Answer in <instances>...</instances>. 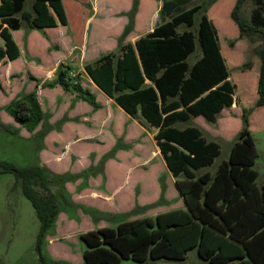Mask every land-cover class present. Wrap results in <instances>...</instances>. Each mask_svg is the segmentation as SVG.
Here are the masks:
<instances>
[{
    "label": "trees",
    "instance_id": "trees-1",
    "mask_svg": "<svg viewBox=\"0 0 264 264\" xmlns=\"http://www.w3.org/2000/svg\"><path fill=\"white\" fill-rule=\"evenodd\" d=\"M23 2L0 0V60L13 61L19 56L10 31L19 30L21 22L36 31L57 23L67 25L61 0H32L31 13L22 11ZM242 4L243 0H235L229 18L237 28V39L259 43L254 50L259 61L254 107H259L264 106V22L255 10L248 19L242 18ZM208 5L177 13L130 45L124 39L132 30L138 6V0H131L116 50L83 67L105 97L126 115L139 114L142 124L155 130V146L183 202L182 208L79 234L83 264H120L122 260L181 264L190 251L203 264H264V183L256 186L257 174L252 168L256 153L247 128L251 110H242L227 159L212 175L195 174L212 165L219 145L207 141L196 127L173 126L196 117L213 124L221 110L234 104L235 87L228 80L216 29L205 15ZM194 16L199 18L195 34L187 29L177 32L179 26L192 27ZM195 40L200 55L189 63ZM249 66L246 62L242 68ZM67 74L68 68L58 65L53 78L42 85L80 92L79 84L70 82ZM86 99L96 107L93 96L86 95ZM3 110L28 132L45 122L34 91L20 92ZM0 173L10 174L14 188L30 203L41 226L36 242L38 260L52 264L40 256L39 245L58 213L56 197L48 187L54 178H62L38 165L16 167L4 161H0Z\"/></svg>",
    "mask_w": 264,
    "mask_h": 264
},
{
    "label": "rangeland",
    "instance_id": "rangeland-1",
    "mask_svg": "<svg viewBox=\"0 0 264 264\" xmlns=\"http://www.w3.org/2000/svg\"><path fill=\"white\" fill-rule=\"evenodd\" d=\"M206 1V4H208L211 0ZM30 6L31 0H24L22 10L28 12L30 11ZM254 10L260 13L262 21L264 22V0H243L240 10L242 18L248 19L251 12ZM224 18L225 19L222 21L231 22L229 16L226 18L225 15ZM198 19V16H194V24L192 27L187 28L182 25L177 28V32L187 29L195 34ZM231 24L233 23L231 22ZM218 31L219 35L217 39L221 47V53H223L222 57L224 58L228 72V80L235 87L233 95L234 104L228 108L226 112L231 116L234 114V116L222 122L221 126L222 117L220 114L218 125H216V122L213 124L206 123L201 117H197L195 119H190L186 124H177V126L183 127L188 124L192 126L199 125L203 130L202 136L207 141H214L219 145V155L214 159L212 165L196 172V174H199L206 171L212 175L217 165L221 161L227 159L230 145L240 128L242 110H251L248 115L247 128L253 140L256 153V159L252 166L257 174L255 184L257 187H260L264 183V106L254 107V102L257 98L256 83L259 66V61L254 55V50H256L259 43L255 42L250 44L244 39L237 38L227 41L228 32L223 31L220 25L218 26ZM22 32L23 29H20L13 35L14 41L18 44L21 43L20 34H22ZM53 37L56 36L53 35ZM54 41H59V39L55 38ZM236 41H238V47L230 50L229 43L232 42L234 45ZM226 51L233 57L230 61L225 55ZM199 55L200 49L197 40H195L194 51L189 55L187 61L192 63ZM38 56L41 58L42 62L53 60V55L51 54H38ZM246 62L250 64L249 69L242 68V65ZM37 64L38 62L34 61V66L30 67L29 71L36 76H40L41 69L35 67ZM62 66L67 67L66 65ZM15 67L16 65H13L14 70L12 73H9L7 65L5 67L2 66V64L0 65V161L11 163L16 167H33L38 165L41 166V168L47 169L45 163L49 157L46 156V159H42L41 163L39 161L40 151L48 154L54 152L58 153L54 158L56 162L63 161L64 151L65 153L69 152L61 165L64 170L63 173L55 174L62 179L54 178L48 187L56 197L58 213L54 223L44 232L39 245V254L43 259L52 264H83L81 252L84 249V245L79 242L77 236L100 227L115 228L118 223L127 220L125 216H119L114 213L110 214L105 211V208L103 210L100 205V200H98V203H95L91 202L89 199L91 192L101 191L105 193L107 190L104 185L105 175L102 167L107 160L114 158L113 154L118 149L117 147L120 145V142L116 140L112 149L106 151L102 150L103 147H100V145L97 146L93 142L74 141L76 136L82 134V131L86 132L83 136L84 140L100 141V136L98 135L100 130L101 134L106 131L105 134H110L112 128L108 125L106 126L103 121L104 118L96 122L92 118L80 116L81 113L84 112L83 109L79 110L80 119H78V115H74L75 118L73 117L72 119L68 118L67 113H65L67 110H64L66 109L64 106L67 103L65 102V104L62 105V99L59 98L63 97L61 93L48 90L58 85L47 88L41 84V91H39V89L35 90V87L32 90L25 88L22 83L23 81H26L27 84H29V81L32 82L31 76L25 70H16ZM54 72L50 75L51 79L54 76ZM67 75L70 82L79 84L81 91L73 92L71 90H63L59 86L61 90L73 95L74 100L87 103L86 95H90L89 90L87 87L81 86V83L86 82L85 76L77 75L76 71L70 72L69 68ZM33 91L35 92L37 102L42 112H44L45 122L37 125L33 131L28 132L19 127V125L4 112L3 108L20 92L29 93ZM97 92L99 93V91ZM94 95L96 96V93ZM55 98L57 100L56 102L54 101ZM96 99L98 100L97 96ZM87 104L89 105V103ZM95 104L98 103L96 102ZM91 109H94V107L91 106ZM137 116L141 118L139 114H137ZM66 124L73 126L70 128L68 135H63L65 139L69 136L70 139L68 141L71 143L70 146L67 147L66 150L63 149L59 152L64 146V143L59 141L57 144L52 142L48 143L52 147L51 150H46L50 149V146L45 145V143L44 145L46 148H43L41 139H44L46 134L52 131L58 132L57 130ZM105 126L108 129H106ZM6 128L9 132L6 131ZM93 128L98 129V131H93ZM10 130L15 133L12 134ZM122 149V151H125V156H128V160L131 161L134 158H138L137 160L146 159L150 155V149H152L153 152L156 148L152 141L150 144L144 143L143 148H141L139 152H137V149H134V147H130L128 150H126V148ZM121 158H123V156ZM48 161H51V159ZM94 161L95 163H93ZM161 166L164 171H161ZM152 167V182H154V176H157L160 185H164L160 186V194L158 195L156 203L152 206L143 208V210L147 209L149 214L153 216L156 211L167 207L164 204L165 186L166 193L172 203V205L167 208H178L180 203L178 202L176 193L172 192L174 191L173 184L169 183V174L160 156L155 159L152 157ZM73 171L76 172L73 173ZM117 176L118 175L114 177L112 185H117L119 183V177ZM99 180H101V184H98ZM13 181L14 179L10 174L0 173V264H41L38 260L36 251L37 236L41 228L40 223L36 219L30 203L20 194L17 188H14ZM66 184L67 186L71 184L68 186V190L74 195L71 199L69 193L65 190L64 186ZM153 185L154 183L152 184V197L156 195V193L153 192ZM82 188H85V190H81L80 192ZM38 190H40V188H38ZM92 196L93 198L98 197L91 195V197ZM133 209H130L132 213L134 212ZM69 219H71L72 222H66ZM73 224H75V226ZM51 240L52 243L48 244ZM120 264L152 263L148 261L136 263L131 260H122ZM181 264L203 263L196 258L194 251H190L187 253L186 262L184 261Z\"/></svg>",
    "mask_w": 264,
    "mask_h": 264
},
{
    "label": "crops",
    "instance_id": "crops-1",
    "mask_svg": "<svg viewBox=\"0 0 264 264\" xmlns=\"http://www.w3.org/2000/svg\"><path fill=\"white\" fill-rule=\"evenodd\" d=\"M206 2V0H138L137 10L133 18L132 30L126 35L124 42L133 45L139 37L151 32L152 29L161 22L169 20L177 13L185 11L193 6L206 4ZM234 3L235 0H211L208 3L209 5L205 11V15L215 27L217 38L219 35V25L223 31L228 32L227 41L234 40L238 36L237 28L232 21L231 22L233 24L229 21H222L225 19V15L226 18L229 16ZM61 4L66 17L67 25L62 26L57 23L55 27L44 28L41 31H36L30 30L26 23L21 22L20 29H23V32L22 34L19 33L21 36L20 44L14 41L13 38L14 33L18 30L10 31L11 37L18 47L20 54L13 61H7L5 58L1 59L0 65L2 64L4 67L7 65L9 73H12L14 70L13 65H16V70H25L28 72V74L34 79H32V82L29 81V84H27L26 81H23L22 85L30 90L35 87V90L39 89V91H41V84L45 80L51 79L50 75H52L58 65H66L70 69V72L76 71L77 75L85 76L86 82L81 83V86L85 88L87 87L90 95L94 98V103H98L95 104L96 107H94V109H91V105H88L86 102L74 100L73 95L63 92L59 86L48 90L61 93L63 97L59 98L62 99V105L65 104V102L67 103L64 106V108H66L64 110H67L65 113H67L68 118L72 119L74 115L79 116V110L83 109L84 112H82L80 116L92 118L96 122L99 121V119L104 118L103 121L106 126L108 125L112 128V132H110V134H105L107 131L101 134L100 130L98 133L100 141L84 140L83 136L86 134L84 131H82L81 135L76 136L74 141L80 140L82 142H93L97 146L100 145V147H103L102 150L106 151L112 149L116 140L120 142V145L117 147L118 149L113 154L114 158L116 157L120 159L113 158L107 160L102 167L105 175L104 185L107 190L105 193L101 191L91 192V195L98 197L93 198V196L91 197L90 195L89 199L91 202L95 203H98V200H100V205L103 210L105 208V211L110 214L114 213L119 216H125L127 220L152 217V214H149V211L147 209L143 210V208L152 206L156 203L158 195L160 194V186H164L160 185L157 176H154V182H152V157L155 159L160 156L158 150L155 146V151L152 152V149H150V155L146 159L137 160L138 158H134L129 161V158H127L128 156H125V151H122V148H126V150H128L130 147H134V149H137V152L141 151L144 143L150 144L152 141L154 143L153 135L155 130L142 124V121L139 120L137 115L135 117L126 115L112 102V100L105 97L89 81V79L86 78V75L83 72L84 65L92 64L100 56L116 50V40L127 23V17L125 14L130 9L131 0H61ZM28 13H31V6ZM53 35L56 37H53ZM55 38L59 39V41H54ZM0 47H2L1 40ZM235 47H238V41L234 43L232 48L229 47V49L233 50ZM219 51L221 56H223L220 45ZM38 54H51L53 55V60H50L49 62H42ZM225 55L229 61L233 58L227 51L225 52ZM34 61L38 62L35 67H39L41 69L40 76H36L29 71V68L34 66ZM95 93L98 100L94 95ZM54 101H57L56 98ZM226 110L227 109H223L219 113L222 117L220 126L222 122L234 116L233 113L231 116L226 112ZM219 114L218 117L216 116V125H218ZM80 116L78 119L81 118ZM190 119L186 122H176L173 126L177 129L196 127L201 131V134H203V130L199 125L192 126L188 124L183 127L177 126V124H186L190 121ZM68 125L69 124L62 126L59 130H57L58 132L52 131L46 134V137L41 139V145L43 148H46L45 145H49L48 143L52 142L57 144V142L62 141L64 146L59 152L63 149L66 150L71 143L68 141L70 139L69 136L65 139L63 135H68L70 128L73 127L72 125ZM106 129L108 128L106 127ZM92 130L98 131V129L94 128ZM51 149L52 147L50 146V149L46 150ZM68 153H65L64 151L63 161L66 159ZM57 154L58 153L56 152L52 154H48L43 151L39 152L40 162L42 159H46V156L49 157L48 160L51 159V161L47 160L45 167H47V169L54 174L63 173L64 171L61 166L63 161H54ZM122 156L123 158H121ZM93 163H95V161ZM160 168L161 171H164L162 166ZM201 170L202 169L198 171ZM75 172L76 171H73V173ZM205 172L206 171H203L202 173L195 175L199 176ZM168 174L169 183L173 184L174 191L172 192L176 193L178 202L180 203L178 208H182L183 202L174 187V179L169 172ZM116 175L119 177V183L117 185H112L113 179ZM153 183V192L156 193L154 197H152ZM98 184H101V180H99ZM69 185L71 184H68V186ZM68 186L66 184L64 187L66 192L69 193L71 199L74 195L70 193ZM81 190L84 191L85 188L80 189V192ZM164 199V204L167 207H170L172 203L166 193V186L164 187ZM167 207L156 211L154 215L171 209H176ZM130 209H133L134 212L132 213ZM69 220L66 222H72L71 219ZM73 225L75 226V224ZM50 243H52V240L48 242V244Z\"/></svg>",
    "mask_w": 264,
    "mask_h": 264
}]
</instances>
